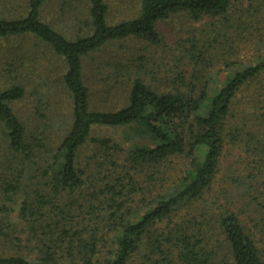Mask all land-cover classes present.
I'll use <instances>...</instances> for the list:
<instances>
[{"label":"trees","instance_id":"trees-1","mask_svg":"<svg viewBox=\"0 0 264 264\" xmlns=\"http://www.w3.org/2000/svg\"><path fill=\"white\" fill-rule=\"evenodd\" d=\"M139 1L118 19L113 0H25L0 15V133L12 154L0 243L34 244L29 258L0 252V264H264L254 239L264 236V0ZM50 2L73 29L47 21ZM180 16L188 23L169 45L157 25ZM134 40L139 51L109 54ZM27 44L65 66L71 117L53 149L12 106L38 56ZM150 47L164 54L153 71ZM98 81L124 104L94 108ZM107 127L124 140L95 134Z\"/></svg>","mask_w":264,"mask_h":264},{"label":"rangeland","instance_id":"rangeland-1","mask_svg":"<svg viewBox=\"0 0 264 264\" xmlns=\"http://www.w3.org/2000/svg\"><path fill=\"white\" fill-rule=\"evenodd\" d=\"M113 5L111 7V12L109 13V18L118 19L122 16H128L133 13L135 9H137L140 1L139 0H113ZM25 0H0V15L2 14H15L20 12L23 7ZM65 11L63 13H59L56 8V2H50V4L46 7L45 17L47 21L51 22L54 26H59L62 29H73L75 26L73 22H71L65 15ZM188 23L185 17H173L168 21L160 22L157 25L159 32L161 33L162 38H166L169 45H173V42L178 40V37L182 34V29L184 25ZM77 25V23H76ZM197 24H195L196 26ZM63 26V27H62ZM77 29V27H76ZM180 39V38H179ZM22 40V39H21ZM21 42L19 40L12 41L11 43ZM24 42V41H23ZM33 44V42L28 41V44ZM8 44V43H7ZM27 50L31 49L37 50V57L35 61L30 64L32 69L29 70V78L30 80L26 82L27 94L23 99H20L13 103V108L18 117L29 126V130L31 133L33 132L34 136H39V133H43V138H41L42 143L46 145V149L55 148L63 137V133H65L68 129L69 123H67L68 119L71 117V99L69 97V93L63 89L60 81V75L65 71V66L62 62H59L57 59L52 57L44 46L34 47L32 48L28 46ZM0 45L4 46V44L0 41ZM6 45V44H5ZM26 47V43L24 44ZM128 46L130 51L138 50L142 47V42L134 40V41H122L118 44H113L112 47H109L111 50L109 54L118 53L117 49L119 46ZM34 47V48H33ZM13 48V47H12ZM0 50L1 47H0ZM6 48H4L5 52ZM114 50V52H113ZM134 51V52H135ZM161 50L159 48L150 47L146 51H141V54L147 56V62L153 59L156 62H159L160 58L164 56V54H160ZM172 52V51H171ZM170 54V52H168ZM2 62H4V57L0 56V68H2ZM85 64L86 73L91 72L90 61L87 60ZM89 63V64H88ZM27 64V63H26ZM150 71L157 70L156 67L153 66L152 61L149 62ZM149 71V72H150ZM163 72V71H162ZM160 72V74L162 73ZM158 75V74H157ZM223 75V74H222ZM101 80V79H100ZM98 86L94 87V90L97 91V94L92 97L93 98V107L94 108H102V109H111L115 106H120L124 104L125 97L121 95L119 90H113V92L103 95V90L100 89V85L104 84L102 81H98ZM1 85L4 86V83L0 81ZM41 131V132H40ZM95 134H99V136H107L111 137L115 141H123L125 131L121 128H113L107 127L102 128L98 131H95ZM46 136V137H45ZM42 137V136H41ZM45 137V139H44ZM4 133H0V178L7 175L6 166L3 164L4 155L7 157H11L6 148V143L4 141ZM123 143V142H122ZM126 144V143H125ZM127 145V144H126ZM6 150V151H5ZM237 153V152H236ZM239 153V152H238ZM44 156L42 155L41 163H43ZM16 157V156H15ZM184 159V160H183ZM183 159H177L176 162H179L176 165L177 173L180 174L184 169L183 163L185 162L187 166V160L183 157ZM180 176V175H178ZM177 177V176H176ZM174 178V177H173ZM225 176H219V180H217L218 184H222L224 182ZM173 181V179H172ZM5 196L0 191V202ZM17 211V207L15 208ZM13 221L17 222L16 212L12 215ZM22 224L20 222L17 223V229L21 228ZM255 241L262 252V257L264 259V236L258 232L255 234ZM33 243L21 242L20 244L3 245L0 243V252H5L8 254H22L23 256L29 258L28 255L32 254Z\"/></svg>","mask_w":264,"mask_h":264}]
</instances>
